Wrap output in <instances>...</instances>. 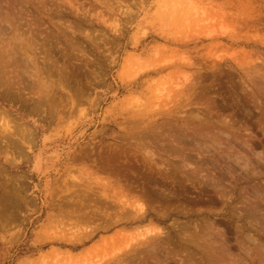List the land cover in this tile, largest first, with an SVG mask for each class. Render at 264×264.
<instances>
[{"label": "rangeland", "instance_id": "374dc122", "mask_svg": "<svg viewBox=\"0 0 264 264\" xmlns=\"http://www.w3.org/2000/svg\"><path fill=\"white\" fill-rule=\"evenodd\" d=\"M0 264H264V0H0Z\"/></svg>", "mask_w": 264, "mask_h": 264}, {"label": "bare ground", "instance_id": "6f19581e", "mask_svg": "<svg viewBox=\"0 0 264 264\" xmlns=\"http://www.w3.org/2000/svg\"><path fill=\"white\" fill-rule=\"evenodd\" d=\"M20 1H21V0H20ZM4 22H5V21H4ZM11 28H12V27H11ZM3 32H4V31H3ZM44 35H45V34H44ZM56 42H57V41H56ZM59 42H60V41H59ZM16 43H17V42H16ZM25 46H26V45H25ZM28 46H29V45H28ZM13 47H14V46H13ZM45 47H46V46H45ZM20 48H22V47H20ZM13 49H14V48H13ZM45 49H46V48H45ZM14 50H15V49H14ZM19 51H20V49H19ZM40 51H41V50H40ZM8 52H9V51H8ZM41 52H42V51H41ZM9 58H10V57H9ZM22 58H23V57H22ZM22 60H23V59H22ZM7 63H8V62H7ZM10 69H11V68H10ZM22 69H23V68H22ZM10 71H11V70H10ZM13 71H14V69H13ZM48 73H49V72H48ZM15 87H16V86H15ZM199 145H200V144H199ZM195 148H196V147H195ZM7 149H8V148H7ZM223 155H224V153H223ZM219 156H220L221 158H223L222 155H219ZM219 156H218V157H219ZM225 161H226V160H225ZM227 162H228V161H227ZM84 200H85V199H84ZM83 202H84V201H83ZM95 204H96V203H95ZM86 208H87V207H86ZM84 210H85V209H84ZM102 212H104V211H102ZM98 213H99V212H98ZM101 215H102V214H101ZM101 215H100V216H101ZM109 216H110V215H109ZM132 216H133V215H132ZM130 217H131V216H130ZM141 218H142V217H141ZM123 219H124V218H123ZM137 220H138V219H137ZM110 223H111V222H110ZM110 226H111V225H110ZM75 240H77V239H75ZM75 240H73V241H75ZM71 241H72V240H70V242H71ZM73 241H72V242H73ZM72 242H71V243H72ZM80 243H81V241H80ZM185 261H186V260H185ZM186 262H187V261H186Z\"/></svg>", "mask_w": 264, "mask_h": 264}]
</instances>
